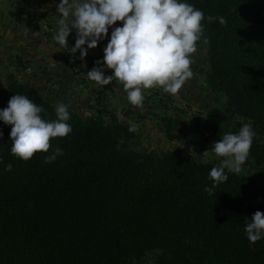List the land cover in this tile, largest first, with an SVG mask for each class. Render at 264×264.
I'll return each mask as SVG.
<instances>
[{
  "label": "trees",
  "instance_id": "16d2710c",
  "mask_svg": "<svg viewBox=\"0 0 264 264\" xmlns=\"http://www.w3.org/2000/svg\"><path fill=\"white\" fill-rule=\"evenodd\" d=\"M183 2L226 20L202 21L207 81L251 120L249 156L264 164V0ZM15 94L26 89L11 79L0 110ZM41 105L45 119H56L52 104ZM69 112L72 132L27 161L11 154V125L0 121V264H139L150 248L159 251L157 264H264V238L250 245L244 232L256 211L264 213V181L226 169L229 180L209 195V172L223 158L140 152L130 146V126ZM163 120L169 140L197 150L224 135L218 127L191 135L175 131L174 118ZM57 147L63 155L45 164Z\"/></svg>",
  "mask_w": 264,
  "mask_h": 264
},
{
  "label": "clouds",
  "instance_id": "9594fccd",
  "mask_svg": "<svg viewBox=\"0 0 264 264\" xmlns=\"http://www.w3.org/2000/svg\"><path fill=\"white\" fill-rule=\"evenodd\" d=\"M56 11L61 19L53 39L68 49L67 38L75 30V44L70 49L74 55L79 50L81 60L87 56L88 49L96 48L108 36L111 26L122 22V26L112 29L102 62H95L103 66L93 67L87 76L100 85L119 81L135 106H142L145 89L159 88L178 94L194 75L191 65L197 42L202 39L208 42L202 21L218 20L221 25L226 24L223 17H205L202 10L183 0H60ZM104 68L111 70V75L105 76ZM44 111L42 105H36L25 94L11 96L7 107L0 110V121L11 125L13 156L27 161L37 152L48 153L52 138L72 132L68 123L69 104H57L53 120L45 119L41 115ZM137 130L135 126L129 128L130 132ZM255 136L252 126L246 123L238 133H225L214 141L212 152L223 159L210 170L213 183L212 187L204 188L205 192L212 195L219 184L229 180L226 169L232 173L242 171ZM62 155V149L57 147L45 156L44 163H52ZM11 169L12 165L8 164L6 170ZM244 232L250 245L264 238V213L256 211L245 222Z\"/></svg>",
  "mask_w": 264,
  "mask_h": 264
},
{
  "label": "rangeland",
  "instance_id": "374dc122",
  "mask_svg": "<svg viewBox=\"0 0 264 264\" xmlns=\"http://www.w3.org/2000/svg\"><path fill=\"white\" fill-rule=\"evenodd\" d=\"M60 0H0V91L11 79L23 84L26 96L36 105L49 102L54 107L59 103L69 104V110L81 117H100L106 123H122L138 130L133 132L130 146L140 152L175 151L198 161L217 159L212 149L197 150L180 139L169 140L165 135L163 117L175 119V131L194 135L208 134L218 127L223 134L238 132L250 119L237 114L227 96L213 90L208 84L210 71L207 45L197 42V52L192 54L193 77L185 82L176 95L152 88L143 90L142 106L132 105L123 85L116 80L108 85L91 81L87 58L103 59L114 27L108 36L98 42L87 56L80 60L79 50L72 53L75 30L69 34L68 49L62 48L53 35L59 27L60 13L56 6ZM70 21V18H69ZM85 48L87 45L84 46ZM102 63L98 67H102ZM105 76L111 70L104 68ZM238 175L255 181H264V164L249 156ZM159 251L147 249L139 264H157Z\"/></svg>",
  "mask_w": 264,
  "mask_h": 264
}]
</instances>
